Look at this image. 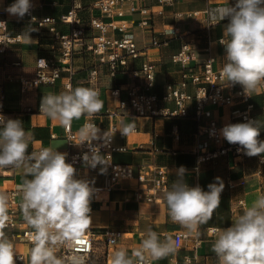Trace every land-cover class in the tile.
<instances>
[{"label":"crops","instance_id":"obj_1","mask_svg":"<svg viewBox=\"0 0 264 264\" xmlns=\"http://www.w3.org/2000/svg\"><path fill=\"white\" fill-rule=\"evenodd\" d=\"M92 1L94 0H34L33 13L36 17H54L57 28L61 32H67L69 25L61 21V16L71 8H76L80 17H86L89 13L99 15L96 9L89 7ZM13 2L14 0H0V18L6 21V35L16 37V40L5 43L4 50L0 51V114L8 118L20 119L25 130L33 133L29 153L51 147L67 156V142L62 125L40 111L42 96L48 93L59 94L76 87L95 89L100 93L99 98L104 102V107L93 119L106 126L108 120L102 112L117 103V98L112 96L110 89L119 87L121 97H125L126 84L130 80L140 83L141 77L123 69H118L110 75L106 66H102L98 72L97 84H90L87 82V77L95 64L94 58L84 53H74L70 58L63 60L60 48L53 42L48 32L38 27L34 21L28 20L26 15L21 19L5 11ZM235 3L236 0H174L169 4H158L155 0H137L134 3L136 7L146 6L150 11L151 30L146 32H142L136 26L142 15L136 10H129L127 5L124 6L123 14L116 18L127 23L128 30L136 35L139 45L148 39L150 32L157 40L167 42L149 52V58L157 65L155 84L150 91L159 94L164 82L179 80L181 65L172 62L170 55L184 43L199 51V56H202L203 52H210L215 56L214 67H223L225 50L219 40L223 37L228 20L217 23L210 17L212 10L227 4L232 6ZM32 29L35 30L30 32L31 40H29L22 33ZM38 57H44L61 67L60 76L53 82H41L35 88L23 91L19 79L30 77L35 73ZM141 59L142 57L129 60V68L136 70ZM234 87L237 89L240 85ZM249 102L252 103L249 113L253 121H258L262 125L258 139L264 140V92L258 87L251 94ZM157 105L173 106L172 103L162 102ZM186 107L187 116L124 115L117 121L118 131L114 141L116 144L126 146L127 150L114 152L115 162L132 165L152 162L165 166L168 171V189L176 179V170L181 166L186 169L184 180L189 187L199 185L207 191L208 184L215 182L216 177H220L224 183L220 207L215 210L206 224L199 226V236L188 234L175 254L160 260L149 258L151 264H184V259L188 256L195 258L196 264H210L211 253L215 254L211 251L214 240L206 236V228L230 227L235 218L243 212L241 207L231 212L232 204L237 199L242 198L247 207L257 199L258 195L264 194V163L257 165L255 156L246 155L245 161L241 164L237 163L231 151L213 159L198 160L195 147L199 143H206L207 148L227 146L229 143L224 138L215 143L207 139L205 134L198 133V122L191 115L194 101H189ZM205 108L211 110V118L218 122L220 132L225 125L246 122L239 117L230 116L232 109L246 108V102L237 98L231 105L206 104ZM84 118L85 116H82L79 120H73L72 127L80 129ZM202 121L206 122V119L203 118ZM129 124L134 125V129L127 135H122L125 125ZM102 167L105 168L103 172H101ZM74 168L75 177L88 181L91 187L100 186L109 173V168L101 165L91 168L83 163ZM242 177L246 178L244 185L238 183ZM24 178L19 170L0 169V191L8 195L10 190H17V186ZM228 178L236 182L233 189L227 186ZM16 199L21 201L20 194ZM90 208L92 224L86 231L93 234L94 238L107 229L119 232L116 247L126 250L129 256L132 255L133 250L139 248L149 229L158 233L161 240L167 236L173 238L175 232L187 233L181 225L170 220L164 200L156 203L137 202L132 198V191L125 185L102 193L97 199L91 200ZM17 220L20 222L19 226L7 227L5 233L14 245L15 264H29L32 242L22 237L21 227L31 228L25 223L21 213L18 214ZM110 260L105 258L103 244L94 241V252L85 264H110Z\"/></svg>","mask_w":264,"mask_h":264},{"label":"clouds","instance_id":"obj_2","mask_svg":"<svg viewBox=\"0 0 264 264\" xmlns=\"http://www.w3.org/2000/svg\"><path fill=\"white\" fill-rule=\"evenodd\" d=\"M32 7L31 0H14L5 11L22 19ZM210 18L217 23L228 20L219 40L226 61L221 78L226 84H239L244 94L251 96L264 82V0H236L232 6L212 10ZM34 30L22 34L31 40L30 32ZM99 96L89 87L48 93L41 98L40 111L65 127L86 115L89 122L80 130V144L97 139L107 142L111 137L106 132L101 137L100 129L91 122L104 107ZM261 127L260 122L249 120L225 125L221 134L229 144L239 145L238 151L253 157L264 154V140L258 139ZM133 129L134 125H125L121 134L127 135ZM32 139L33 133L25 130L20 119L0 114V169L13 168L25 177L17 192L23 220L32 229L28 234L32 242L29 264H85L86 258L78 254L81 249L77 245L92 224L90 203L94 190L88 181L75 177L76 169L66 163V154L51 147L29 153ZM83 160L91 168L109 163L99 147H93L91 155L85 153ZM185 173L183 166L176 170V179L164 190L163 200L170 220L186 229L187 234L199 236V226L206 224L220 207L224 183L216 177L207 191L199 185L189 187ZM11 222L9 196L0 191V264H15L14 245L5 233ZM215 233L211 251L218 264H264V194L245 207L230 227L216 229ZM177 246L171 236L161 240L149 229L131 256L117 249L110 264H148L149 258L160 260L175 254ZM61 247L72 250V254L58 256ZM185 264H191L187 257Z\"/></svg>","mask_w":264,"mask_h":264},{"label":"built area","instance_id":"obj_3","mask_svg":"<svg viewBox=\"0 0 264 264\" xmlns=\"http://www.w3.org/2000/svg\"><path fill=\"white\" fill-rule=\"evenodd\" d=\"M137 0H94L90 4L91 9H96L99 15L88 14L80 17L76 8H71L61 16V21L69 25L67 32H61L56 26V20L52 16L36 17L33 13L34 0H31L33 7L26 17L34 21L38 27L48 32L53 42L61 50L62 59L70 58L74 53H84L95 60V64L89 71L87 82L97 84L98 72L100 67L106 66L110 75L116 70L123 69L125 72H134L141 77V82L137 83L130 80L126 84V95L121 97L119 87H112L110 93L117 98V103L112 108H106L102 114L107 118V125L103 126L100 122H91L100 129V136L107 133L111 137L107 142L102 139L91 141V144L81 141V128L89 122L85 118L80 129H74L72 122L70 126L63 127V135L67 142L66 163H71L74 167L85 163L83 156L85 153L91 155L93 147H99L100 154L107 157L109 163V173L104 177L100 186H94L91 200H95L102 193L108 192L116 187L125 185L132 191V198L137 202L156 203L163 200V192L168 189V171L165 166L157 165L152 162H144L137 165L129 163H118L113 160V153L126 151L127 147L115 143V134L118 131L117 121L124 115L131 117L145 116H187V103L194 101L192 117L198 122V133L205 134L207 139L218 143L223 136L220 132L218 122L211 118V110L206 109V104L231 105L237 98L246 102L245 109L234 108L230 111L231 117H239L243 121L253 120L249 113L252 103L249 102L250 96L245 95L242 87L235 89L233 85L226 84L221 78L222 68H215V56L210 52H200L190 47L189 44H182L175 52L170 55V60L181 65L180 78L176 82H164L159 94L150 91L155 84L157 65L149 58V52L153 48H158L166 41L157 40L152 33L141 45L138 43L136 35L128 30V25L122 20H117L116 16H121L125 5L131 11H138L142 17L136 22V26L142 31H150L149 9L146 6H135ZM158 4H169L174 0H155ZM88 32V34H86ZM16 40V37L6 35V21L0 18V51L4 50V44ZM142 57L136 70L129 68L128 61ZM44 60V61H41ZM226 62V61H225ZM131 66V65H130ZM61 67L48 61L44 57L36 59V71L30 77H21L20 86L23 91L35 88L41 82H53L60 76ZM264 92V82L258 86ZM159 102L172 103L173 106H159ZM203 118L206 122H203ZM239 145L229 144L227 146H217L207 148L206 143H199L195 147L196 156L199 161L216 158L219 155L231 151L237 159V163H243L246 155L243 151H238ZM255 163H264V154L255 156ZM86 164V163H85ZM105 166V165H101ZM238 183L246 184V178L242 177ZM227 186L233 189L236 182L228 178ZM17 190H10L9 196V215L12 222L8 227L19 226L17 216L21 213L16 199ZM239 207L244 210L245 202L239 198L232 204L231 212H235ZM216 226L206 228V236L215 240ZM22 237L30 241L29 233L32 229L21 227ZM185 232H175L173 239L178 242L177 249L181 246L182 240L187 237ZM119 232L107 229L93 237L89 231H85L82 243L77 245L81 249L79 255L85 256V263L90 259L94 252V241L103 244V253L106 260L111 259L116 247ZM87 249V251H84ZM58 256H69L72 250L61 247L56 253ZM186 258V257H185ZM190 259L191 264H196V259ZM151 264V261H148ZM185 264V259H184Z\"/></svg>","mask_w":264,"mask_h":264},{"label":"rangeland","instance_id":"obj_4","mask_svg":"<svg viewBox=\"0 0 264 264\" xmlns=\"http://www.w3.org/2000/svg\"><path fill=\"white\" fill-rule=\"evenodd\" d=\"M211 257H212V261H211V263L210 264H217L218 263V258L216 257V254H212L211 253ZM215 255V256H214ZM214 257H216L217 258V260H216V258H214ZM202 264V263H201Z\"/></svg>","mask_w":264,"mask_h":264}]
</instances>
